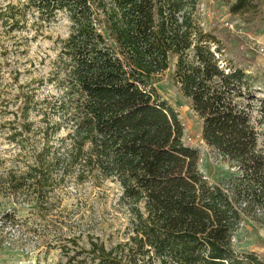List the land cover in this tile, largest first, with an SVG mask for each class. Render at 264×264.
Segmentation results:
<instances>
[{"label": "trees", "instance_id": "16d2710c", "mask_svg": "<svg viewBox=\"0 0 264 264\" xmlns=\"http://www.w3.org/2000/svg\"><path fill=\"white\" fill-rule=\"evenodd\" d=\"M200 1L0 4L9 32L18 31L29 14L48 22L61 12L70 22L62 43V95L49 107L65 121L66 137L58 149L47 139L24 171L15 167L0 175V190L42 207L58 168L62 178L76 168L80 182L117 183L129 206L124 242L107 247L89 238L84 249L67 239L61 246L65 264H264L233 246L244 217L264 225V148L257 147L253 123L257 102L264 124V99L244 68L224 57L221 41L203 28ZM246 4L239 0L231 12ZM171 62L173 79L201 121V140L237 169L224 187L205 180L198 151L183 141L178 114L156 91L157 76ZM31 126L26 120L23 132ZM60 129L56 124L53 131ZM11 130L8 138L17 143L23 132ZM3 220L11 223L13 216Z\"/></svg>", "mask_w": 264, "mask_h": 264}, {"label": "rangeland", "instance_id": "374dc122", "mask_svg": "<svg viewBox=\"0 0 264 264\" xmlns=\"http://www.w3.org/2000/svg\"><path fill=\"white\" fill-rule=\"evenodd\" d=\"M18 1L0 0V4L16 5ZM238 1L201 0L202 26L221 41L224 57L244 68L257 96L264 99V63L257 65L253 52L257 43H264V0H243L247 1L244 9L231 12V6ZM69 33L70 22L61 12L48 22L39 20L37 14H29L18 31L9 32V25L3 27L0 20L2 177L15 167L24 171L27 165H33L35 155L47 139L53 149H58L66 137L65 121L60 114L51 113L49 107L62 95L65 60L62 43ZM155 88L159 97L178 114L183 141L198 151L199 170L205 180L224 187L237 175V169L217 157L201 140V121L173 79V62L157 76ZM255 105L253 123L260 149L264 148V124L259 123L263 118L258 103ZM26 106V120L32 123V131L28 133L22 129ZM56 124L61 129L53 131ZM12 128L23 132L17 143L8 138ZM76 171L75 168L62 178V167L58 168L53 189L46 191L48 197L42 207L23 201L22 195L14 199L10 191L0 190V264H65L61 246L72 238L84 249L89 247V238L98 237L107 247L125 241L130 215L128 204L121 201L119 185L92 178L80 182ZM6 214L13 216V222L3 220ZM233 246L239 253H254L264 261V225L244 217L233 234Z\"/></svg>", "mask_w": 264, "mask_h": 264}, {"label": "built area", "instance_id": "2783aa9c", "mask_svg": "<svg viewBox=\"0 0 264 264\" xmlns=\"http://www.w3.org/2000/svg\"><path fill=\"white\" fill-rule=\"evenodd\" d=\"M231 28V27H229ZM254 57L256 59V64L260 65L264 63V43H257L253 48Z\"/></svg>", "mask_w": 264, "mask_h": 264}, {"label": "crops", "instance_id": "0c3cea01", "mask_svg": "<svg viewBox=\"0 0 264 264\" xmlns=\"http://www.w3.org/2000/svg\"><path fill=\"white\" fill-rule=\"evenodd\" d=\"M263 38H264V35H263Z\"/></svg>", "mask_w": 264, "mask_h": 264}]
</instances>
